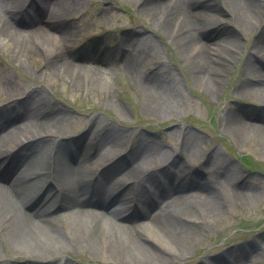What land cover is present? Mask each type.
Instances as JSON below:
<instances>
[{
	"label": "bare ground",
	"instance_id": "obj_1",
	"mask_svg": "<svg viewBox=\"0 0 264 264\" xmlns=\"http://www.w3.org/2000/svg\"><path fill=\"white\" fill-rule=\"evenodd\" d=\"M121 1L133 4L142 17L149 18L151 29L166 33L174 48L189 59L193 77L210 91L218 90L225 70L240 51L239 37L223 29L222 21L233 24L241 35L261 26L248 51L246 79L235 93L255 96L264 103V68L255 63L264 58V0H221L226 5L223 11L207 5L205 0ZM24 2L0 0V49L17 53L19 62L39 57L46 65L51 61V68H47L50 74L62 72L61 84L72 83V92H93V85L100 80H107L104 83L109 89L112 73L106 67L108 52L103 53L105 59L96 61L87 52L76 50L71 35L85 25L58 20L75 11L82 0H32L29 10L22 9ZM212 26L214 38H220L215 43L203 38L204 31ZM17 34L22 38L19 42L15 41ZM42 34L49 36L47 42ZM117 46L122 50L128 78L139 99L147 103L148 111L170 113L176 94L172 86H176L177 79H172L171 72L154 70L142 75L138 71L151 45L134 43L131 36H126ZM220 55L224 56L222 60ZM1 87L6 95L12 90L8 75ZM47 102L46 97L39 96L21 107L19 123L7 129V140L0 143L1 157V149L15 138L31 140L16 152V159L0 168V232L13 260L30 258L35 263L27 264H51L57 259L56 264H71L61 256L70 244L100 263L187 264L190 258L184 259L193 246L188 232L192 224L220 214L230 192L244 204L256 199L254 187L238 181L233 169L212 155L206 160L210 175L223 168L224 185L194 179L188 165L164 150L150 148L152 143L140 133H134V145H127L124 133L108 124L96 126L91 132L92 121L88 139L82 132L69 141L64 138L65 125L51 116L57 110L44 114ZM117 104L112 102L113 107ZM226 120L241 140L242 131L261 136L255 146L264 153L263 113L246 119L236 110L229 111ZM13 122L14 118L1 119L0 130ZM180 135V149H185L191 133L183 131ZM124 150L123 156L113 160ZM4 160L0 159V167ZM116 189L119 191L114 194ZM132 191L136 195L133 206ZM57 198L61 207L55 205ZM204 264L213 263L205 260Z\"/></svg>",
	"mask_w": 264,
	"mask_h": 264
},
{
	"label": "rangeland",
	"instance_id": "obj_2",
	"mask_svg": "<svg viewBox=\"0 0 264 264\" xmlns=\"http://www.w3.org/2000/svg\"><path fill=\"white\" fill-rule=\"evenodd\" d=\"M31 1L25 0L22 9L29 10ZM204 2L209 6L219 7L222 11L226 6L221 0ZM35 11L39 12L37 8ZM58 20H64L70 25L80 21L85 25L82 29H77L76 34L71 35L70 42L76 50L87 52L91 58L99 56L101 61L105 59L102 53L108 52L109 63L106 67L112 73L108 80L109 89L104 83L107 80H100L93 85L96 87L94 90H97L95 93L94 90L72 92V83L65 86L61 84L62 72L50 74L47 68L51 66V61L46 65L42 57H39L33 61L24 59L23 62H19L16 61L17 53L0 49V120L15 119V122L6 124L0 130V138L2 137L0 143L7 140L8 130L19 123V109L32 98L40 96L46 97L48 101L43 108L46 113L49 109L57 110L51 116L55 121L65 125L64 138L69 141L77 139L82 132L86 133L85 137L88 139L89 124L92 121L94 123L91 125V132L96 126L108 124L124 133L127 145H134L136 140L133 137L134 133H140L152 143L150 148L154 146V149L164 150L171 154V157L178 158L179 163L188 165L190 176L194 179L212 180L218 185H224L223 168L217 174L210 175L206 160L212 155L233 169L238 181L243 180L254 187L256 199L252 203L244 204L235 200L230 192V197L220 214L192 224L188 232L191 234L190 242L193 246L184 260L190 258L187 264H204L205 260L213 264H264V153L255 146V142H259L262 137L242 131L241 140L236 134V128L226 124V115L229 111L236 110L246 119H251L256 113L264 114V103L260 98L235 93L246 79L244 66L248 51L261 26L255 30H246L245 35H241L234 29L233 24L222 21L223 29L239 37L240 51L235 53L233 62H230L225 70L218 90L210 91L204 87L203 82L193 77L189 59L183 56L184 52L181 53L174 48L171 40L165 36L166 33L151 29L148 25L149 18L142 17L137 7L131 3L121 0H82L75 11L66 13ZM213 29L215 26L204 31L203 38L206 42L215 43L220 40L214 38ZM249 32L250 37L246 36ZM133 33L136 35L132 36ZM42 35L46 36L47 42L49 36ZM126 36H131L134 43L148 42L151 45L146 58L139 64L138 71L142 75L156 70L160 73L171 72L172 79H177L176 86H172V92L175 89L176 94L174 108L170 113H151L148 111L147 103L139 99L122 61V50L117 46L119 40ZM20 40L22 38L18 34L15 35V41ZM219 58L222 60L224 56L220 55ZM255 63L264 68V58L255 60ZM7 75L12 84V90L8 95L1 87V82ZM77 75L79 76V73ZM112 102L118 104L113 107ZM142 106L145 108L142 109ZM120 108L124 113L122 116ZM183 131L191 133L190 143L187 148L180 149V134ZM22 140L23 137L15 138V142L1 150L17 151ZM124 153L125 150L114 159ZM17 156L18 153H15L12 160ZM69 247L67 253L61 252V256L71 264H131L118 260L100 263L83 256L70 244ZM7 250L8 246L2 240L0 232V260L7 259L6 262L0 261V264H27L30 262L28 260L35 263L34 259L30 258L13 260ZM41 261L47 262L44 259ZM56 261L57 259L51 264H56Z\"/></svg>",
	"mask_w": 264,
	"mask_h": 264
}]
</instances>
